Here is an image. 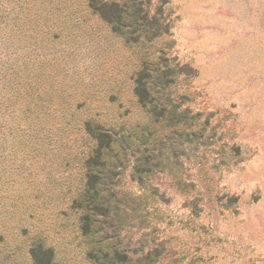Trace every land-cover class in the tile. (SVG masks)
Segmentation results:
<instances>
[{
  "label": "rangeland",
  "instance_id": "1",
  "mask_svg": "<svg viewBox=\"0 0 264 264\" xmlns=\"http://www.w3.org/2000/svg\"><path fill=\"white\" fill-rule=\"evenodd\" d=\"M110 1L0 0V264H264V0Z\"/></svg>",
  "mask_w": 264,
  "mask_h": 264
},
{
  "label": "trees",
  "instance_id": "2",
  "mask_svg": "<svg viewBox=\"0 0 264 264\" xmlns=\"http://www.w3.org/2000/svg\"><path fill=\"white\" fill-rule=\"evenodd\" d=\"M129 3L130 1H126L121 4L120 2L110 1V0H87V5H88L87 7L92 11H94V13L97 14L101 20L107 23L111 27L113 33L117 35H121L124 38H128L129 34L131 33V30L126 31L125 29L126 28L131 29L132 27V25L128 21V17L134 19L135 21L134 23L135 25H137L136 27L142 25V24H137V21H140L141 23H145L147 20L146 15H142L143 9L141 8V6L136 5V1L133 2L131 1V4ZM145 33H149V32L145 31ZM138 83L140 82L137 81V84ZM149 93L150 92L148 90L146 89L143 90V88L138 87L136 89V94L142 102H145L149 98ZM95 135H96L95 139L98 142L97 157L103 159L106 155V151L110 149L112 145H114V140H111L109 134L107 133L99 132ZM98 163H100L99 165H105L104 160L102 164L101 162L96 160V158H92L91 160H89L90 167H97ZM87 186L88 187L84 196L85 199H91L93 195H97L100 192V188H98L97 184H94V182L90 180ZM88 203L90 202H87V204ZM83 231L85 235H88L90 233L89 228L88 229L83 228ZM119 253L120 252L118 250L112 248L111 250L106 252L99 250L97 252H93L92 254H90L89 259L92 261L93 264H121L122 260ZM33 257L35 262L34 264L51 263L50 257H48V261L43 263L38 260L36 255Z\"/></svg>",
  "mask_w": 264,
  "mask_h": 264
}]
</instances>
